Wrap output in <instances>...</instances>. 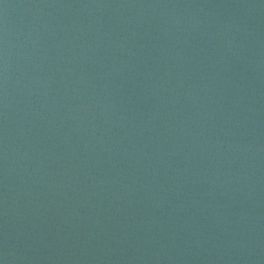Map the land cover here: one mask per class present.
<instances>
[{"label": "water", "instance_id": "water-1", "mask_svg": "<svg viewBox=\"0 0 264 264\" xmlns=\"http://www.w3.org/2000/svg\"><path fill=\"white\" fill-rule=\"evenodd\" d=\"M0 264H264V0H0Z\"/></svg>", "mask_w": 264, "mask_h": 264}]
</instances>
